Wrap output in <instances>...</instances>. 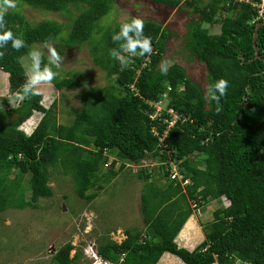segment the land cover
<instances>
[{"label":"trees","instance_id":"16d2710c","mask_svg":"<svg viewBox=\"0 0 264 264\" xmlns=\"http://www.w3.org/2000/svg\"><path fill=\"white\" fill-rule=\"evenodd\" d=\"M150 1L190 8L199 15L187 23L183 43L188 59L204 63L207 84L228 80L222 111H215V102L209 103L182 65L172 62L167 75L160 73L171 32L159 22L143 19L153 51L131 58L130 66L121 70L108 54L117 47L111 36L121 22L100 23L111 12L113 0H18V8L5 17L15 35L29 46L46 39L65 48L88 45L94 64L113 82L86 92L81 109L70 108L68 124L58 123L56 101L45 107L41 93L0 109V213L11 207H34L38 198L52 196L48 182L54 173L69 176L77 196L90 202L125 162L139 165L154 157L160 162L157 170L137 171L145 181L140 195L143 229L126 228L121 242L108 237L99 241L96 250L102 259L156 264L169 252L185 264H264V24L255 40L259 57H253L252 44L255 25L263 18L255 19L257 7L244 0ZM24 5L63 12L69 21L31 23L20 11ZM217 22L219 32L213 34L207 25ZM62 48L56 45L58 53ZM0 50L6 52L0 70L8 74V92L16 93L25 81L21 58L27 48L15 51L9 44ZM77 83L68 74L52 84L62 89ZM157 102H164L165 108L152 117ZM168 108L177 114L170 127ZM35 112L42 114L26 133L20 126ZM103 148L115 156L113 162L120 160L118 168H104L108 156ZM170 162L187 183L169 180ZM26 188L30 197L22 200ZM209 201L216 205L211 219L201 224L203 240L192 250L179 246L174 241L177 233ZM72 249L70 240L64 242L50 264H73L78 253L70 256Z\"/></svg>","mask_w":264,"mask_h":264},{"label":"rangeland","instance_id":"374dc122","mask_svg":"<svg viewBox=\"0 0 264 264\" xmlns=\"http://www.w3.org/2000/svg\"><path fill=\"white\" fill-rule=\"evenodd\" d=\"M20 11L31 23L44 19H55L61 23L69 21L63 12L47 11L26 5ZM132 16L154 20L170 30L171 34L166 41L162 60L167 59L182 65L188 77L206 94V67L197 59H188V52L183 43L187 23L198 18L199 15L192 13L190 8L170 7L150 0H113L111 12L100 23L113 25ZM223 16L224 12L218 13L217 18L220 19ZM219 27L218 22L207 25L208 30L213 34L219 32ZM53 43L55 49L56 45L63 47V52L60 54L64 56V63L57 70L60 73L58 77L70 74L77 79L78 83L73 87L62 89H56L53 84L41 85V103L47 107L55 100L58 123L68 124L73 116L70 108L80 110L81 99L86 92H93L112 83L113 78L107 77L106 72L94 64L88 45L65 48L58 41ZM39 45L41 44L32 46ZM21 62L26 72L30 64L27 55L21 58ZM45 62H47V55H45ZM4 73L0 72V93H3L0 95L1 110L15 106L18 101L15 93L9 94L8 79L4 77ZM3 84H6L5 88ZM41 114L35 112L33 117L36 116L38 120ZM34 121L29 126L31 129L36 123ZM22 127L27 133L31 131L26 125ZM111 157L113 158L104 166L105 169L111 165L118 168L120 160L113 162L115 156L111 155ZM146 160L148 171L153 172V167L157 170L156 166L152 167V165H158L154 157H148ZM137 169L133 163H125L123 170L111 182L103 183L102 189L96 190L97 196L90 202L77 196L69 176L51 174L48 185L53 189L52 196L38 198L34 207L27 206L22 209L11 207L0 213V262L3 264H50L56 249L70 240L74 245L70 256L78 253L73 264H92L91 259H95V252L92 256L90 248L97 246L99 241L109 238V233H115L111 238L121 241L120 231L123 234L125 228L143 229L140 195L145 181L137 176ZM150 179H155V176L153 175ZM29 197L30 194L26 188L22 200H27ZM221 202L226 204L223 199ZM215 205L214 201L204 203L202 212L211 218ZM84 208H89L91 212L85 213ZM199 216L202 217L203 213ZM51 247L54 251L50 250ZM178 264L184 263L178 260Z\"/></svg>","mask_w":264,"mask_h":264},{"label":"clouds","instance_id":"9594fccd","mask_svg":"<svg viewBox=\"0 0 264 264\" xmlns=\"http://www.w3.org/2000/svg\"><path fill=\"white\" fill-rule=\"evenodd\" d=\"M17 8L18 0H0V49H6L9 44L15 51H19L21 48H27L26 55L30 64L25 73L24 83L15 93L16 98L23 102L34 96L40 95L41 85H51L53 83L60 74L57 70L60 69L64 63V56L56 51L52 39L44 40L39 46H29L22 36L15 35L13 31L7 27V22L5 20L6 15L10 9ZM144 27L145 21L142 18L132 16L121 22L119 24V30L112 34L111 39L117 47L109 49L108 54L110 58L119 62L121 70L127 69L130 66L132 63L131 58L151 55L153 51L151 37L144 34ZM202 27H206V24ZM5 54V51L0 50V59H2ZM45 55H47V62H45ZM171 66V61L167 59L162 60L159 65L160 73L162 75H167ZM228 88L229 82L224 78L215 79L206 85V98L210 104L215 102V111L217 113L222 111L221 99L227 96ZM156 104L160 105L161 111L164 110L165 107L162 105V102H157L154 106ZM112 158L113 157L109 155L108 159ZM134 165L138 169L141 168L137 164ZM94 248V251H90L91 255L95 252V256L98 255L99 259L93 261L94 259L92 258V264H113L102 259L96 250V246H94ZM50 250L54 251V248L51 247Z\"/></svg>","mask_w":264,"mask_h":264},{"label":"crops","instance_id":"0c3cea01","mask_svg":"<svg viewBox=\"0 0 264 264\" xmlns=\"http://www.w3.org/2000/svg\"><path fill=\"white\" fill-rule=\"evenodd\" d=\"M0 72H4L2 70H0ZM6 73V72H5ZM4 73V77L8 79V74L6 73L5 75ZM8 82V80H7ZM6 84H3V88H5ZM8 89V86H7ZM10 94V93H9ZM0 95H3V93H0ZM17 103V102H16ZM8 109V108H6ZM36 116H31L30 118H28L26 121H24L22 123V125L20 126L21 129L23 128L22 126L25 125L27 126V128L29 129L31 122H33L34 120L37 122L36 120ZM39 120V118H38ZM34 121V122H35ZM36 125V123H35ZM34 125V126H35ZM31 129V128H30ZM32 130V129H31ZM27 133V132H26ZM113 180V179H112ZM111 182V181H110ZM141 199V198H140ZM141 203V202H140ZM87 207V206H85ZM215 207V206H214ZM67 210V208H65ZM85 213L91 212V210L89 208L85 209L84 208ZM201 212V213H200ZM200 212L196 213L193 212L185 221V223L183 224L182 228L179 230V232L177 233L174 241L181 247H184L188 250H192L193 248H195V246L197 244H199L202 240H203V232H202V223L209 221L211 218H209V216L205 215L204 212H202V206L200 207ZM203 213V216L200 217L199 215H201ZM119 228V227H118ZM126 229V228H125ZM125 229L123 231H125ZM134 229V228H132ZM138 230V229H135ZM140 230V229H139ZM112 231V230H111ZM121 233V241L125 238V233L122 231H120ZM108 234V233H107ZM112 234L115 233H109V239L114 240L116 242H121V241H117L113 238H111ZM118 234V233H117ZM178 260H180L178 257H176L175 255L169 253V252H164L160 258L158 259L156 264H178ZM110 262V261H108ZM112 263V262H111ZM115 264V263H113ZM185 264V263H184Z\"/></svg>","mask_w":264,"mask_h":264},{"label":"built area","instance_id":"2783aa9c","mask_svg":"<svg viewBox=\"0 0 264 264\" xmlns=\"http://www.w3.org/2000/svg\"><path fill=\"white\" fill-rule=\"evenodd\" d=\"M245 2H248V3H250V4H252L253 6H256L257 7V16L255 17V19H259V18H263V20H264V0H244ZM159 105V104H158ZM157 104L155 105V108H156V111H155V114L154 115H152V117H154L155 115H159L160 114V112H161V107H160V105L158 106ZM167 112L168 113H170L171 115H172V119L169 121V123H168V126L167 127H170L172 124H173V122L177 119V114L172 110V109H167ZM165 135H166V131H165V133L160 137V140L162 141V139L165 137ZM96 150H98V148H96ZM102 153H103V155H106V156H108L109 157V152H108V149L107 148H103L102 149ZM19 156V155H18ZM110 160L111 159H108V162H107V164L108 163H110ZM158 162V165H152V167L153 166H156V168H158V166L160 165V162L159 161H157ZM147 160L145 159V160H143V162L141 163V164H139V167H147ZM162 163H164V162H162ZM165 164V163H164ZM170 164H171V167L169 168V167H167V169L169 170V180H178L179 181V183L181 184V185H183V184H185V183H187L188 182V180H182L181 179V175L179 174V172H178V170L176 169V166H175V164L174 163H172V162H170ZM154 168V167H153ZM149 171H151V170H149ZM152 172V171H151ZM154 176H155V174H154ZM192 206L193 207H196V205H195V203H193L192 202ZM91 250L92 251H94L95 250V248L93 247V248H91ZM94 259V258H93ZM95 259H99V256L98 255H96L95 256ZM93 260V261H96V260ZM213 264H217L216 262L215 263H213Z\"/></svg>","mask_w":264,"mask_h":264},{"label":"water","instance_id":"95a60500","mask_svg":"<svg viewBox=\"0 0 264 264\" xmlns=\"http://www.w3.org/2000/svg\"><path fill=\"white\" fill-rule=\"evenodd\" d=\"M264 24V21H259L256 23L255 25V29H254V32H253V37H252V44H253V47H254V56L253 57H259V54H258V46L256 45V36H257V32H258V28Z\"/></svg>","mask_w":264,"mask_h":264},{"label":"bare ground","instance_id":"6f19581e","mask_svg":"<svg viewBox=\"0 0 264 264\" xmlns=\"http://www.w3.org/2000/svg\"><path fill=\"white\" fill-rule=\"evenodd\" d=\"M92 257V256H91Z\"/></svg>","mask_w":264,"mask_h":264}]
</instances>
